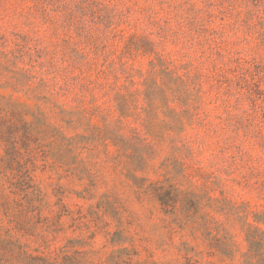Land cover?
<instances>
[{"label": "rangeland", "instance_id": "1", "mask_svg": "<svg viewBox=\"0 0 264 264\" xmlns=\"http://www.w3.org/2000/svg\"><path fill=\"white\" fill-rule=\"evenodd\" d=\"M27 255L264 264V0H0V264Z\"/></svg>", "mask_w": 264, "mask_h": 264}, {"label": "trees", "instance_id": "2", "mask_svg": "<svg viewBox=\"0 0 264 264\" xmlns=\"http://www.w3.org/2000/svg\"><path fill=\"white\" fill-rule=\"evenodd\" d=\"M28 264H79V261H76L74 258L62 255L60 258H41V257H32L27 255ZM114 258H110L107 262L113 263Z\"/></svg>", "mask_w": 264, "mask_h": 264}]
</instances>
